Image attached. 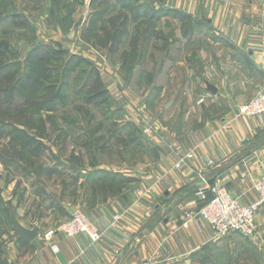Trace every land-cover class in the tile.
I'll return each mask as SVG.
<instances>
[{
    "label": "rangeland",
    "instance_id": "rangeland-1",
    "mask_svg": "<svg viewBox=\"0 0 264 264\" xmlns=\"http://www.w3.org/2000/svg\"><path fill=\"white\" fill-rule=\"evenodd\" d=\"M165 7L158 0H0V67H4L0 86H11L37 65L46 68L50 77L45 80H55L62 94L53 110L35 116L44 120L45 138L25 126L0 121V252L9 234L18 233L12 215L26 228L45 232L58 228L79 209L97 229V240L61 231L50 240L43 235L42 239L53 245L57 234H85L92 242L99 241L102 231L90 213L94 214L95 198L109 192L111 178L113 194L143 191L151 168L148 158L155 153L153 147L160 148L154 143L172 144L184 126L203 128L226 115L221 112L229 93L226 80L238 67L233 60L230 63L232 44L217 28L228 18L190 16L181 21ZM14 15L23 25L14 24ZM123 15L127 16L123 35L109 51L102 27L112 34ZM112 17L114 26L108 23ZM33 53L42 54L43 60ZM71 55L80 62L65 71ZM235 75L240 82V74ZM95 76L106 95L88 103L85 97ZM207 83L219 86L221 95L210 92ZM17 89L28 92L21 86ZM0 98L16 101L20 96L14 91ZM147 121L153 127L148 135L143 133ZM262 141L264 129L241 142L232 157L251 143L248 152L264 146ZM106 166L118 175L108 176L107 184L94 182L90 199L91 175ZM263 178L264 173L253 180L256 198L254 185ZM205 182L201 186L214 184ZM119 218L115 213L113 220ZM254 220L250 235L214 232L219 239L198 250L190 264H264V201Z\"/></svg>",
    "mask_w": 264,
    "mask_h": 264
},
{
    "label": "crops",
    "instance_id": "crops-1",
    "mask_svg": "<svg viewBox=\"0 0 264 264\" xmlns=\"http://www.w3.org/2000/svg\"><path fill=\"white\" fill-rule=\"evenodd\" d=\"M158 1L190 16L228 18L227 22L221 20L217 28L235 50L230 63L233 60L242 66L235 68L242 79L236 81L235 72L230 74L234 79L227 77L226 96L230 100L225 98L221 110L226 115L217 124L203 128L184 126L172 144L169 140L154 143L160 148L153 147L155 153L148 158L151 168L143 191L136 188L135 192L119 194L102 192L101 199L95 198L90 217L102 231L99 241L92 242L85 234H57L51 245L42 239L44 231L39 229L31 241L11 232L0 252V264H190L198 250L219 239L196 214L201 204L199 186L205 180L224 184L243 204L256 198L252 183L264 173V146L246 151L231 165H223L235 158L233 153L243 140L264 129V112L245 116L237 110L239 103L250 99L264 85V0ZM219 88L217 95H221ZM177 150H192L194 158L177 168ZM208 160H213L214 165L208 166ZM91 180L88 194L93 199L95 180ZM115 213L120 215L118 221L113 220Z\"/></svg>",
    "mask_w": 264,
    "mask_h": 264
},
{
    "label": "trees",
    "instance_id": "trees-1",
    "mask_svg": "<svg viewBox=\"0 0 264 264\" xmlns=\"http://www.w3.org/2000/svg\"><path fill=\"white\" fill-rule=\"evenodd\" d=\"M164 11L173 14L174 17L182 20H187L190 18V15L181 12L179 10L165 7ZM127 16L123 15L122 21L120 22V26L113 31L112 34L105 28L102 27V30L105 31V37L109 44V51H114L117 45L120 42L121 36L124 32V27L126 24ZM14 24L23 25V22H16V16L12 17ZM109 25H115V18H110L108 20ZM44 49V48H43ZM45 50V49H44ZM44 51L42 50V54ZM42 54L33 53L31 56L40 58L43 60ZM75 55H71L64 64V70L68 71L72 67H75L80 60ZM4 70V67H0V71ZM47 70L45 67L39 68L37 65L31 66L30 71L24 75H21L18 80L7 87L0 86V95L7 94L10 92L12 95L14 91H18V95L20 99L13 100L12 98H8L3 100L0 98V121L5 123H14L27 127L28 129H32L36 132L38 137L45 138L46 136V126L43 118H35L42 111H51L55 106V102H57L61 95L60 87L56 85V81L47 82L45 80ZM4 77V76H2ZM1 77V78H2ZM21 86L23 88L28 89V92H22L17 88ZM37 93V94H36ZM106 90L102 85V81L98 76H95L89 89L87 91V96L85 97L86 102L92 103L97 99L105 98ZM118 174L115 172H110L105 169H99L96 172H93L91 178L95 180V182H100L107 184L108 176H117ZM102 177L104 178L102 180ZM113 178L108 181V193L113 194ZM97 185V184H96ZM102 187V186H101ZM96 189L95 186L92 187V191Z\"/></svg>",
    "mask_w": 264,
    "mask_h": 264
},
{
    "label": "built area",
    "instance_id": "built-area-1",
    "mask_svg": "<svg viewBox=\"0 0 264 264\" xmlns=\"http://www.w3.org/2000/svg\"><path fill=\"white\" fill-rule=\"evenodd\" d=\"M239 114L253 116L264 112V86L246 103L237 108ZM143 133L149 134L153 127L147 121ZM177 159L175 167L179 168L194 158L193 151L180 154L176 151ZM208 166L213 165L208 160ZM206 183V182H205ZM254 188L257 198L250 204H243L237 198L231 196L224 185L216 182L213 185L199 186L198 193L203 199L198 216L205 220L217 235H225L237 232L243 235H250L255 229V211L264 201V178L255 183ZM206 192L209 196H206ZM70 219L62 223L56 229H48L44 232L45 240H50L59 231L65 235L72 236L76 233H85L91 240H97L99 233L87 216L79 209L73 211ZM118 219V215H115Z\"/></svg>",
    "mask_w": 264,
    "mask_h": 264
},
{
    "label": "water",
    "instance_id": "water-1",
    "mask_svg": "<svg viewBox=\"0 0 264 264\" xmlns=\"http://www.w3.org/2000/svg\"><path fill=\"white\" fill-rule=\"evenodd\" d=\"M206 85H207V89L210 92L216 93L217 88L213 84L207 83ZM245 142H246V140L242 141V143H245ZM252 148H253V145L245 146L244 148L241 149L240 153H238L233 160L225 163L223 166L231 165L235 160H237L240 157L242 152H246ZM11 222L13 224V227L17 230V232L27 241H31L38 234L37 229H35V228L34 229H28V228L24 227L22 224H20L14 215L11 216Z\"/></svg>",
    "mask_w": 264,
    "mask_h": 264
}]
</instances>
